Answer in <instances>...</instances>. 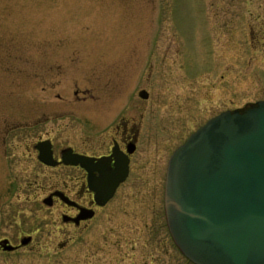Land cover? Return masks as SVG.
Instances as JSON below:
<instances>
[{"label":"rangeland","instance_id":"374dc122","mask_svg":"<svg viewBox=\"0 0 264 264\" xmlns=\"http://www.w3.org/2000/svg\"><path fill=\"white\" fill-rule=\"evenodd\" d=\"M132 96L162 130L152 175L73 230L41 203L60 172L25 148L80 147ZM263 100L264 0H0V240L32 237L0 264H190L164 226L165 158L211 116Z\"/></svg>","mask_w":264,"mask_h":264},{"label":"water","instance_id":"95a60500","mask_svg":"<svg viewBox=\"0 0 264 264\" xmlns=\"http://www.w3.org/2000/svg\"><path fill=\"white\" fill-rule=\"evenodd\" d=\"M139 97L145 99V91ZM36 149L39 162L56 165L48 142ZM62 163L90 174L97 166L71 150L62 152ZM125 177V168H117L112 177L91 184L96 202L105 204ZM164 216L174 245L192 264H264V101L217 115L172 153ZM85 218L81 213L73 221ZM30 241L22 238L20 246ZM0 249L16 248L3 240Z\"/></svg>","mask_w":264,"mask_h":264},{"label":"flooded vegetation","instance_id":"af4514ba","mask_svg":"<svg viewBox=\"0 0 264 264\" xmlns=\"http://www.w3.org/2000/svg\"><path fill=\"white\" fill-rule=\"evenodd\" d=\"M141 91L146 92L144 89H141L139 92ZM75 97L78 102H87L90 99L88 91L76 92ZM147 98L139 99L146 101ZM135 100L134 96L123 98L126 105H123L122 109H126L125 113H119L122 110L119 104L114 105L115 110H118V112L110 116L105 126L96 132L98 133L97 135L81 141L80 147L66 146L56 150L54 140L48 135L44 138L39 137L35 143L26 146L28 159L23 156L22 158L31 161V163H36L37 169L42 168L44 170L60 172L57 176L49 175L48 180L52 181L54 185L47 190L46 194L44 193L45 195L41 203L49 210L55 208L63 225L83 232L97 218L109 211L107 209L121 198L122 192L126 187L129 193L125 192L123 200L133 201V198H135V202L138 183L147 182L149 176L152 175V140L155 135L161 134L162 130H159V133L158 130L153 128L151 115L145 113L136 114ZM157 124L159 126L158 121ZM41 142H48L50 144L52 159L56 162L54 167L47 166L38 161L39 152L36 146ZM65 150H71L72 154L93 160L95 164L97 163V166L93 167V172L90 174L88 170L79 166L65 165L62 163V152ZM33 158L35 162H32ZM168 158L167 155L163 165L161 175L162 186L165 180ZM117 168H125L126 177L123 182L119 183L112 198L105 204L100 205L96 202L95 193L90 190V185L102 183L106 177H112L113 174H116ZM35 176L38 180L39 175L35 174ZM46 177L47 175H41L40 180H47ZM63 177L65 179L59 183L61 185L60 188L58 187L59 178ZM45 200H47L46 204H44ZM81 213L86 218L79 219L77 222L73 221ZM71 240L72 238L69 241Z\"/></svg>","mask_w":264,"mask_h":264}]
</instances>
